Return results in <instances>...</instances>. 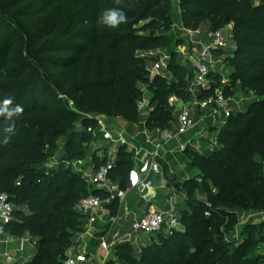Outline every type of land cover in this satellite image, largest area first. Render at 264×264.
Masks as SVG:
<instances>
[{
	"label": "trees",
	"instance_id": "trees-1",
	"mask_svg": "<svg viewBox=\"0 0 264 264\" xmlns=\"http://www.w3.org/2000/svg\"><path fill=\"white\" fill-rule=\"evenodd\" d=\"M26 2L12 0V5H24L19 14L31 24L46 9L60 6L34 33L38 58L34 64L28 59L20 63L12 59L16 43L11 34L3 37L0 25V99L11 96L14 104L24 108L21 115L14 117L13 133L3 131L13 121L0 118V193L6 192L16 207L28 208V212L16 208V219L7 225L16 234L30 232L37 240L36 252L26 264H64L67 250L76 244L75 237L86 222L76 209L78 201L90 194L103 195L64 164L45 175L47 162L58 151L68 161L83 155L78 148L87 141V132L81 131L78 140L74 126L80 115L68 106L69 102L84 114L83 124L89 121L86 117L89 113L137 123L143 100L138 82L150 80L149 59L141 57V53L167 51L171 56L167 68L175 77L171 81L160 74L153 77L151 87L156 91L147 120L149 128L160 129L167 125L166 118L173 111L169 97L186 95L192 68L188 69L178 59L176 48L183 40H175L162 31L172 20V0ZM178 2L180 19L186 28L198 29L205 21L210 22L211 30L233 25L237 45L228 59L231 86L240 81L243 89L263 96L228 119L219 132L215 151L196 156L198 161L193 165L202 169L216 190L186 182L189 199L194 191L205 195V199H198L193 205L187 203L182 212L184 231L163 235L161 243L148 245L139 258L127 251L126 261L129 264H264L254 254L264 241L262 229L257 237L250 231L236 248L230 249L221 230L226 225L227 212L217 211L220 206L264 211V0L260 4L255 0ZM106 8H121L128 22L115 29L98 25L97 19ZM64 22L66 26L58 31ZM219 79L217 76L216 80ZM58 87L67 97L68 107L59 109L52 105ZM226 89L231 91L230 86ZM91 120L98 126L96 119ZM65 135L60 143L59 139ZM93 159L96 167L108 166L111 178L120 183L126 181L133 167L124 146L120 147L114 165H108L107 157L99 159L94 155ZM206 182L205 179L203 184L207 185ZM115 203L110 205L112 209ZM124 246L134 249L129 244Z\"/></svg>",
	"mask_w": 264,
	"mask_h": 264
},
{
	"label": "built area",
	"instance_id": "built-area-1",
	"mask_svg": "<svg viewBox=\"0 0 264 264\" xmlns=\"http://www.w3.org/2000/svg\"><path fill=\"white\" fill-rule=\"evenodd\" d=\"M255 0L256 4H260ZM263 1V0H262ZM182 30L187 34L189 44L192 46L194 53L190 56L193 60L192 64V77L188 80L185 87V96H179L172 94L169 97V104L173 107L175 113V125L179 134L187 133L195 125V112L200 111L206 116H212L214 118L212 130L202 135L208 141V150L213 152L219 146V132L221 128L227 123L228 119L237 112H243L247 109L244 106L249 99L236 100L227 91V86L231 82L230 75L225 72L224 60L222 58L221 51H233L235 47L232 46V37L226 34L223 29L211 30L208 34L198 29H189L184 27L182 23ZM207 34V35H206ZM141 57L148 58L150 60L157 61L155 65L149 68L151 77L160 74V68L162 62H168L170 60V53L167 51H154L149 50L142 52ZM163 75V74H162ZM219 76V81L216 77ZM257 98L251 101L254 102ZM73 105V102L70 101ZM140 105H145L144 101L140 102ZM98 127L97 131L102 134L104 140L116 145L117 147L127 146L132 150H136L135 146H132L127 136L123 131L114 133L109 128L105 121L104 116L97 117ZM143 134L148 139H152L153 135L147 130H143ZM166 136H170L169 133H165ZM184 149L185 146H182ZM66 163L68 167H80L83 164L81 159L74 161H67L59 159L53 156L46 164L45 175H50L54 166ZM78 172L82 173L80 168ZM162 173V167L160 163L154 158H145L141 161L137 169H133L130 172V184L132 187L140 189H149L153 187V182L147 178L150 173ZM82 177L95 188L102 192L103 195L90 194L81 198L76 209L82 214L89 222H95L98 218V213L103 209L108 208L114 201L124 198L122 193L115 191L112 186V178L110 176L109 167L106 165L100 167H94L89 173L84 172ZM40 181V180H39ZM168 210H156L148 212L141 217L135 218L132 222V233L124 237L125 242H130L138 234H144L147 236L160 233L162 229L168 228L169 230L177 229L181 225V213L173 199L170 200ZM16 206L10 200L9 195L6 192L0 193V225L7 226L11 224L15 219ZM240 230L236 227L233 230L234 238L240 240ZM225 240L229 241L227 235ZM33 247H37L38 243L36 239L29 240ZM1 244L6 245L8 241H1ZM101 246L103 249L110 251L111 246L105 239H102ZM76 249L74 246L69 248L66 252V258L64 264H81L84 259V255H75ZM8 264H26L33 258V254L30 253L25 260L21 263H17L16 254L12 251L5 250L3 254Z\"/></svg>",
	"mask_w": 264,
	"mask_h": 264
},
{
	"label": "crops",
	"instance_id": "crops-1",
	"mask_svg": "<svg viewBox=\"0 0 264 264\" xmlns=\"http://www.w3.org/2000/svg\"><path fill=\"white\" fill-rule=\"evenodd\" d=\"M229 26H231L232 31L233 25ZM164 77L170 79L169 81L173 78L168 74H165ZM229 86L230 90H233L231 82L227 87ZM149 116L145 115L142 118L140 115L137 123H128L123 118L111 119L107 116L104 117L106 125L114 133L123 131L131 145L136 147V150L124 146L133 160V167L127 174L126 181L120 183L118 179L112 178V186L115 191L122 193L124 198L117 200L113 209L109 206L100 211L95 222H89L86 219V222L82 225V230L75 237V255H84L81 264H93V258L95 259L97 256L96 251L101 253L103 264H105L113 253V244L119 239V242L129 244L133 248H135L134 244L137 247L138 245L141 246V242L147 240V235L138 234L133 236L134 238L130 242L123 240L124 237L132 233L133 220L151 211L168 210L171 199L174 200L181 214L186 209V200L189 199V196L185 184L194 174L198 173L197 167L191 163L187 153L189 150H197L202 154L209 152L208 141L202 137L205 132L212 130L204 122V119L208 116H206V113L196 111L195 125L185 134H179L177 129L154 132L157 129L156 127L149 128L147 126ZM144 129H147L153 135L152 139H148L143 134ZM165 133H169L170 136H166ZM182 146H185V148L183 149ZM119 149L120 147L109 142L106 150L103 153L99 152L97 157L99 159L107 157L108 165H114L118 159ZM93 156L90 160L91 169L87 171V168L83 166L84 164L79 167L82 169V173L79 172L81 175L84 172L89 173L92 168L96 167ZM154 157L160 163L162 173L152 172L147 176L153 182V187L149 189L132 187L130 172L137 169L143 159ZM28 239L33 240L30 232L20 235L7 228V226L0 225V242L8 241L7 249L6 245L0 243V254H3L5 250L12 251L17 255V263H21L30 253L34 255L37 249V247L31 245ZM102 239L110 240V243L107 242L111 246L110 251L102 248ZM25 243L31 248L29 247L30 249L26 250ZM0 264H8L2 255H0Z\"/></svg>",
	"mask_w": 264,
	"mask_h": 264
},
{
	"label": "rangeland",
	"instance_id": "rangeland-1",
	"mask_svg": "<svg viewBox=\"0 0 264 264\" xmlns=\"http://www.w3.org/2000/svg\"><path fill=\"white\" fill-rule=\"evenodd\" d=\"M35 0H27L26 3H30ZM258 2V0H256ZM259 1V3H261ZM24 5H12V0H0V25H2V30L4 31L3 37L5 38L6 36L11 34L12 39L15 41L16 45L13 47V53H12V59L16 61L17 63H20L26 59L30 60L33 64L37 63L36 61L38 58L35 55V38H34V33L35 31L39 28L44 26L49 19H51L54 14L56 13L57 9L59 8L60 4L55 5L52 8L46 9L41 15H39L34 24H31L30 21L26 20L24 17H22L19 14L20 9H22ZM66 26V22L62 23L60 27L58 28V31L63 29ZM231 26H226L224 28V31L226 32L227 35L232 37V46L233 48L236 47L237 42L233 38V33L231 31ZM201 31L205 33H209L211 31V24L208 21H205L201 25ZM165 33L168 34L169 37H174L175 40L181 39L183 40V44L178 46L176 48V52L178 54V59L180 62L185 65L188 69L192 68L193 60L190 58V56L194 53L192 46L189 44V40L187 39L186 32L182 30V21L180 19V5L178 0H172V20L171 23L169 24L168 27L163 28ZM206 34V35H207ZM222 54V58L224 60V69L227 74L230 75L231 72V67L229 65L228 59L230 56L231 51H221L219 52ZM157 61L155 60H147L148 67L151 68L155 65ZM43 71H46L44 67ZM160 75H165L168 74L169 76L173 77L174 79L175 75L173 74L172 71H170L167 68L166 62H162L161 68H160ZM170 73V74H169ZM50 76V73H48ZM159 75V74H158ZM148 77L150 78L149 81H139L138 82V87L142 90L143 93V101L145 105H140V115L143 118L145 115H150L152 111L151 107V100L152 97L156 91L155 88L151 87V82L154 80V78L151 77V74L149 72ZM170 80V79H168ZM52 85H56L55 81H52ZM264 91V90H263ZM231 94L236 100H240L241 98L243 99H249L246 104H244L245 107H249L251 105V101L255 98L259 99L263 95H256L252 91L245 90L241 87L240 81L234 85L233 90L228 92ZM67 97L64 95L63 90L60 89V87L56 88L55 93H53V98H52V105L56 106L57 108H64V107H72L77 113H79V118L78 120L75 121V126L74 129L78 133V140L80 139V133L81 131H86L87 132V141L82 145V148H78L80 151H82V157L79 158L83 160V166L84 168H87L86 170L88 171L91 169L90 166V160L92 155H96L99 152H104L106 148L108 147V141L104 140L102 137V134L100 132H96V129L98 126L93 124L91 119L94 118V120H97V117L99 116H106L105 114H96V113H89L87 114V118L89 121L86 124L82 123V118L84 117V114L74 108L69 102L67 106ZM175 113L172 111V113L166 118V124L164 127H161L160 129L157 127V131L155 130L154 132H158L161 130H175L176 125L175 123ZM108 117V116H107ZM116 119V118H115ZM125 120V119H124ZM128 123H130L128 120H126ZM96 127V129H95ZM96 132V133H95ZM66 138V135L61 137L59 139L60 143L64 142V139ZM207 152V154H209ZM63 153L61 151H58L56 157L59 159H62ZM191 163L193 164L194 162L198 161L197 157L198 155H204L201 152L197 150H189L187 153ZM78 159H75V161ZM68 161V160H67ZM74 161V160H73ZM72 162V161H71ZM66 167H68V164L63 163ZM59 166V165H58ZM58 166H54L52 170L56 169ZM70 167V166H69ZM71 169L74 173H77L81 175V173L78 172L80 169L79 167H72ZM197 174H194L192 178L188 181L190 184L194 185H199L202 187V189L207 190L209 187H213V191H215V187L213 185V182L211 179L206 178L203 173L202 169L197 167ZM206 179L207 185H204V180ZM198 199H205V195L200 194L198 191H194L192 198L187 199L188 204H195ZM16 208L19 209H24V211L28 212V208H26L24 205L17 206ZM217 211L221 212H227L226 213V225H223L221 227V230L223 231L224 237H228L229 241L225 240L226 243L228 244L230 249H234L238 246V244L243 240V237L248 235L250 231H254V237H257L259 234L260 229H262L264 233V211H259L255 210L252 208H224L223 206H220L217 208ZM182 215V214H181ZM185 215L181 216V225L177 229H172L169 230L168 228L162 229L160 233H157L155 235H150L147 237V240L144 242H141V246L135 245L134 244V249L131 250L129 246H124L128 245L125 244L124 242H119L116 241L114 246L113 253L111 254L109 260L105 262V264H129L125 257L127 255V251L133 252L138 258L140 257L142 250H144L148 245L152 243H161L163 238L162 236H168L175 234L176 232L184 231L185 229ZM207 217L210 216V213L206 214ZM233 227V228H232ZM238 227L241 234H240V240H237L234 238L233 235V230ZM233 229V230H232ZM225 239V238H224ZM124 240V239H123ZM122 240V241H123ZM108 243H110V240H106ZM145 245V246H143ZM24 247L26 250L30 247L27 243H25ZM31 248V247H30ZM29 248V249H30ZM127 249V250H126ZM97 254L96 258H93V264H103V259L101 258V253L98 251L95 252ZM255 255H259L261 257V263L264 260V241L260 243L258 248L256 249Z\"/></svg>",
	"mask_w": 264,
	"mask_h": 264
},
{
	"label": "clouds",
	"instance_id": "clouds-1",
	"mask_svg": "<svg viewBox=\"0 0 264 264\" xmlns=\"http://www.w3.org/2000/svg\"><path fill=\"white\" fill-rule=\"evenodd\" d=\"M128 17L121 8H106L97 19V24L108 28H118L121 24H126ZM24 111L22 105L14 104L11 96H5L0 99V118L5 121H13L3 129L5 133H13L14 131V117L21 115ZM8 137H4V143H7Z\"/></svg>",
	"mask_w": 264,
	"mask_h": 264
},
{
	"label": "water",
	"instance_id": "water-1",
	"mask_svg": "<svg viewBox=\"0 0 264 264\" xmlns=\"http://www.w3.org/2000/svg\"><path fill=\"white\" fill-rule=\"evenodd\" d=\"M213 121H214V118L212 116H208V117H206L204 119V122L208 126L209 129H212L213 128Z\"/></svg>",
	"mask_w": 264,
	"mask_h": 264
}]
</instances>
